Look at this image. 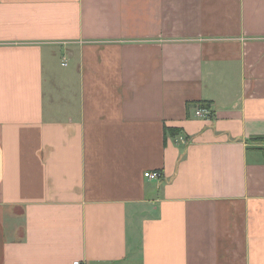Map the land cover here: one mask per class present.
<instances>
[{"label": "crops", "instance_id": "crops-1", "mask_svg": "<svg viewBox=\"0 0 264 264\" xmlns=\"http://www.w3.org/2000/svg\"><path fill=\"white\" fill-rule=\"evenodd\" d=\"M73 262L264 264V0H0V264Z\"/></svg>", "mask_w": 264, "mask_h": 264}, {"label": "built area", "instance_id": "built-area-1", "mask_svg": "<svg viewBox=\"0 0 264 264\" xmlns=\"http://www.w3.org/2000/svg\"><path fill=\"white\" fill-rule=\"evenodd\" d=\"M195 116L198 118H209L211 116V111L209 108H199L195 112ZM144 176L146 178H149V179L157 180L159 177V174H158V172H147L144 174ZM73 264H80V263L79 262H73Z\"/></svg>", "mask_w": 264, "mask_h": 264}, {"label": "trees", "instance_id": "trees-1", "mask_svg": "<svg viewBox=\"0 0 264 264\" xmlns=\"http://www.w3.org/2000/svg\"><path fill=\"white\" fill-rule=\"evenodd\" d=\"M202 107H203V108H208V106H207V105H203Z\"/></svg>", "mask_w": 264, "mask_h": 264}]
</instances>
